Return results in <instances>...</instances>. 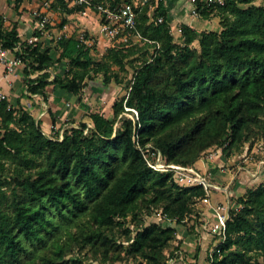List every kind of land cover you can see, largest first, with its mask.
<instances>
[{"label": "trees", "instance_id": "1", "mask_svg": "<svg viewBox=\"0 0 264 264\" xmlns=\"http://www.w3.org/2000/svg\"><path fill=\"white\" fill-rule=\"evenodd\" d=\"M22 1L15 0L14 7ZM51 2L66 14L63 27L77 7L67 0ZM195 5L200 17L219 16L220 28L198 30L183 23L177 40L163 0L153 10L148 0L136 7L129 29L140 42L129 38L111 45L100 59L86 41L89 35L63 33L56 45H44L43 37L29 43L21 38L19 20L7 22L0 10V43L8 49L21 43L16 55L26 75L22 97L0 98V264H66L64 244L58 245L57 258L42 251L63 225L84 215L86 226H93L73 236L80 248L102 247L114 260L124 250L140 264L184 257L179 230L206 189L180 184L173 171L153 169L144 151L157 149L169 163L194 165L213 146L229 157L264 134V0H196ZM63 61L66 69H51ZM129 67L134 70L128 92L114 100L112 116L90 112L93 125L73 119L62 133L48 134L22 102L35 93L48 100L49 88L81 98L87 79L102 75L104 85L122 83ZM51 118L54 128L59 119L52 112ZM236 200L240 206L230 210L225 239L207 259L264 264V181ZM157 210L164 219L153 216ZM198 224L188 228L197 234ZM71 261L99 264L78 252Z\"/></svg>", "mask_w": 264, "mask_h": 264}, {"label": "rangeland", "instance_id": "2", "mask_svg": "<svg viewBox=\"0 0 264 264\" xmlns=\"http://www.w3.org/2000/svg\"><path fill=\"white\" fill-rule=\"evenodd\" d=\"M51 1L52 0H23L20 2L19 7L15 8L14 3H17L15 0H0V9H8V5L10 6V11H4L6 13L4 14L8 21L11 22L15 21L17 18L26 17L23 18L24 21H22L21 25L23 29L22 33L20 32L21 38L23 40L30 36L33 31H37L31 26L36 17H40V12L42 15H46L49 20L46 26V33L43 34L44 45L47 43L56 45V40L63 33L66 35L76 34L80 38H85L86 35H89L90 37L86 41L93 45V47L96 46V49H94V55L97 59H100L106 49L111 45H119L122 41H125L129 38L134 42H140V38L138 36H131V32H128L127 30H123L124 34H122V31L120 34L110 40L109 37H107V35L102 31L101 26L103 19L98 9L95 7L89 8L85 5H75L74 7H77V10L68 15V22L63 27H61L59 24L66 14L60 9H54L51 6ZM255 2L263 3V0H255ZM175 37L177 40L181 41V36H179V34H175ZM21 67L23 68V65ZM66 68L67 64L65 61L51 65L52 70L62 71ZM133 70L134 69L132 67H129L128 71L122 73V83L114 81L109 85H104L102 82V75H96L92 79H87L82 93L80 94L81 98L83 99V102L80 105V108H82L81 115L76 118H65L64 120H59L60 122L58 128H53L52 124L50 127H46L47 123L44 120L43 126L48 128L47 133L54 134V132L57 130L62 133L63 128L70 126L71 124L69 121L73 119L76 121V124L83 119L88 122V125H93L88 116L90 112L100 111L107 116H112V103L114 100L120 98L122 95L128 92ZM36 75L37 73L32 74V76ZM25 77L26 75L24 73L22 76L23 80ZM88 86L90 87L88 88ZM9 99L10 101H15L11 98ZM25 105L30 109L29 104L25 103ZM126 115L132 116V113L127 112ZM120 121L121 118H119L116 122V126L120 123ZM200 158H204L205 161L209 163V167H211H208L206 171H202L203 174L211 183H215V185L209 187V199L216 194H220V196L222 195L221 199L215 198L216 200L213 206L220 202L229 200L230 211L231 209L240 206L236 200L238 196L245 193L249 187H255L264 181V134L256 137V139L251 143H246L245 149L241 154H234L229 157H225V155H223L222 147L213 146L206 150ZM210 200L209 202L204 201L203 198L197 200L192 206V215H189V219L186 222L187 226L183 225L181 230H179L181 232L180 235L184 234L186 239H188L189 234H193L191 236L189 235V237L192 238H190V240H193L192 242H195L193 243L194 245L192 250L197 254H199V252H202V254L207 252L208 254L214 243L219 239V235H214L210 242L206 241L204 242L205 244H203L205 239H200V235H196V238L199 241L198 244L196 243V238L194 235L195 233L189 229L192 227L191 225L193 222H198L199 227L202 226L203 222H206L201 211L204 205L211 204ZM213 206L211 207L213 211L212 220L208 221V225L206 224L207 226H210V224L214 223L215 221ZM87 222L88 218L86 215H84L82 218H79L77 222L63 225L60 228L56 238L54 237L55 242L50 240L49 247L43 250L42 254L47 257L52 256L53 258H57L58 245L62 243L64 244V259L67 260L66 264H73L71 259L73 256L77 255V252L79 255H84V260L87 262L90 260H96L99 264H140V258L132 257L124 250H120L122 255L120 260H114L110 255H105L103 251L99 250L102 249V247L98 248V250H96L93 246H85L84 248H80L77 245V242L73 240V236L77 234L78 237H80L82 232L86 233L87 231H90V226H93V224H87L86 226ZM115 230L117 231L116 228ZM181 252L182 253L180 254L184 255V257L171 258L167 264H199V261L204 264H210V261L205 255L201 258V260L195 261L193 257L189 259L187 257L188 254L183 251V249ZM116 255L117 253L114 256Z\"/></svg>", "mask_w": 264, "mask_h": 264}, {"label": "built area", "instance_id": "3", "mask_svg": "<svg viewBox=\"0 0 264 264\" xmlns=\"http://www.w3.org/2000/svg\"><path fill=\"white\" fill-rule=\"evenodd\" d=\"M69 6L75 5H85L86 7H95L101 14L103 19L102 22V31L112 40L118 34H120L123 30H127L128 32L130 28L135 25L136 20V7L148 2V0H134L132 2H121L118 4L112 5L108 0L104 2H95L92 3V0H67ZM194 3V7L192 9L193 16H199L197 7L195 5L196 0H192ZM207 2H219L223 3L224 0H205ZM40 17H36V26L34 29L40 31L39 35L36 31H33L30 36L26 37V40L29 43H33L41 40L43 34L46 33V26L49 22L48 17L46 15H42L39 13ZM163 17H159V21H162ZM124 34V31L123 33ZM139 38L141 36L137 34ZM88 42V41H87ZM16 51H22L21 43L17 44L14 49L3 48L0 43V61L5 65V71L7 73H16L17 69L23 65L20 57L16 55ZM7 97L6 94L0 92V98ZM137 114V111L133 109ZM144 157L150 167L155 170L160 171H173L176 180L182 185H196L202 184L206 189V196L203 197V200L209 202V187L213 185L206 176L201 173L194 165H181L177 163H169L167 162L161 151L157 149H147L144 151ZM214 209V223L208 225V221L204 226L212 237L214 235H219V239L214 243L213 247L210 249L208 253L209 257L212 259L215 251L219 250V245L225 239L226 236V226L227 220L230 215V202L229 200L220 202L213 206ZM153 216L157 219H164V215L162 211L157 210L153 213Z\"/></svg>", "mask_w": 264, "mask_h": 264}, {"label": "crops", "instance_id": "4", "mask_svg": "<svg viewBox=\"0 0 264 264\" xmlns=\"http://www.w3.org/2000/svg\"><path fill=\"white\" fill-rule=\"evenodd\" d=\"M159 1L160 0H150L151 10H153L154 7L158 5ZM163 2L168 13V19H169L168 21L171 25V30L173 33L177 35L179 34V36L181 35V24L183 23L195 27L198 30L220 28L219 16H212L210 18L193 16L192 9L194 7V3L192 0H163ZM8 7L10 8L9 5ZM9 8L8 9L4 8V10L3 9L0 10H2L3 13H5L4 11L7 12ZM23 18L26 17L17 18L19 19V31L21 33L23 29L21 27L22 21H24ZM35 26H36V19L32 23L31 27L33 28ZM23 75L24 72L21 66L17 69L16 73H7L5 71V65L0 61V92L6 94L8 98H11L13 100H16L20 96L22 97V94L25 91V84L22 78ZM89 87L90 86H88V88ZM47 93H48V100H45L44 97L39 93H35L32 96L22 98V102L24 104L25 103L29 104L30 109L33 111L36 117L41 120L42 127L44 128L46 133L48 132L47 130L48 128L46 127H50V125L52 124L51 112L54 115H56L59 120H64L65 118H76L81 115L82 108H80L81 107L80 105L82 104L83 99L79 98V95L66 93L59 89L52 90V88H49L47 90ZM44 120L47 123L46 127L43 126ZM59 120L58 123L56 124V127L59 126V122H60ZM194 166L201 173H203L202 171H206L210 165L208 162L205 161L204 158H200L195 162ZM213 185H215V183H213ZM216 195L210 198L211 199L210 200L211 204L209 203L210 205L206 204L202 208L201 213L203 214V218H205V221L212 220L213 211L211 207L213 206V204H215L216 199H221L222 197V195L220 196V194H216ZM227 196H228V192H227ZM205 224L206 222H203L202 226L198 228L199 232L197 234L196 233L194 234L195 238L196 235L198 236L200 235V239H205L203 241V244H205L204 242L206 241L210 242L212 240L211 238H213L212 235L207 230L204 229ZM189 235L191 236L193 234H189ZM189 235H188V239H186V236L184 234L181 235L182 237H184V242H183L184 245H182V249L188 254L187 257L189 259L193 257L195 261L196 260L199 261L204 255L206 256L207 252H205L204 254H202V252H199V254L193 252L192 247L194 245L193 243L195 242H192L193 240H190L191 237H189ZM198 242L199 241L196 238V243ZM199 264H204V263L199 261Z\"/></svg>", "mask_w": 264, "mask_h": 264}]
</instances>
